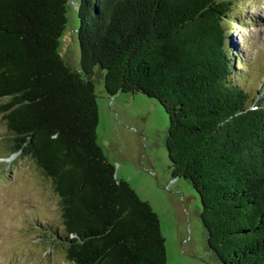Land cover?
<instances>
[{
  "label": "trees",
  "instance_id": "1",
  "mask_svg": "<svg viewBox=\"0 0 264 264\" xmlns=\"http://www.w3.org/2000/svg\"><path fill=\"white\" fill-rule=\"evenodd\" d=\"M237 1L79 0L77 69L60 52L68 0H0V146L58 195L65 264H167L158 213L99 144L100 80L166 110L172 175L198 192L217 259L264 264V102L239 82Z\"/></svg>",
  "mask_w": 264,
  "mask_h": 264
},
{
  "label": "rangeland",
  "instance_id": "2",
  "mask_svg": "<svg viewBox=\"0 0 264 264\" xmlns=\"http://www.w3.org/2000/svg\"><path fill=\"white\" fill-rule=\"evenodd\" d=\"M78 2L68 0V22L60 38L61 54L77 69ZM234 9L240 24L230 23L229 33L238 46V61L246 63L237 64L239 82L250 97L264 102V0H238ZM96 91L99 144L115 165L116 176L128 180L158 213L167 264H222L209 247L198 192L172 175L164 107L143 93L109 96L103 80L96 82ZM6 135L0 115V145ZM6 150L5 144L0 146V264H65V254L51 238L55 230L65 234L58 195L30 159Z\"/></svg>",
  "mask_w": 264,
  "mask_h": 264
}]
</instances>
